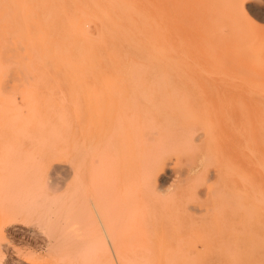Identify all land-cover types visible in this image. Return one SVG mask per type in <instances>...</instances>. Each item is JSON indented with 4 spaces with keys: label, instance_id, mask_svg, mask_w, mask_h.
Instances as JSON below:
<instances>
[{
    "label": "rangeland",
    "instance_id": "obj_1",
    "mask_svg": "<svg viewBox=\"0 0 264 264\" xmlns=\"http://www.w3.org/2000/svg\"><path fill=\"white\" fill-rule=\"evenodd\" d=\"M182 2L184 0H0L1 97L9 100L21 94V101L81 103L75 104L77 109L80 105L102 101H140L143 86L155 90L157 95L155 107L147 106L149 109L192 105L188 111L193 114V121L191 117L181 118V123L185 120L191 126L188 134H178L172 121L167 123L171 118L153 115L157 127L148 131L151 137L178 135L182 143L170 147L167 163L157 171L155 194L141 186V264H188L191 254L193 260L190 258L189 264H264V197H259L264 196V0H239L236 8H232L228 0ZM242 13L245 15L241 16ZM45 29L47 35L43 36ZM185 40L187 43L183 44ZM187 44H195L194 51ZM257 47L259 56H256ZM27 94L33 98L25 97ZM136 95L138 98L134 97ZM17 96L14 98L18 99ZM182 110L173 109L177 114L187 113ZM195 120L204 121L206 127ZM207 132L213 135L210 139L215 142H209ZM96 133L103 140L115 139L119 134ZM192 147L197 151H192ZM77 158L70 163L74 173ZM217 159L221 163L225 161L224 165L217 164ZM131 164L127 156L112 161L110 173L99 177L101 185L108 188L116 174L132 176ZM256 165L261 166L263 174ZM73 171L67 174L58 168L52 173L56 176L54 195L60 196V201L55 203L57 206L61 203L62 207L63 201L66 206H75L78 202ZM126 193L128 196L129 192ZM126 193L100 204L99 212L103 214L106 208H111V217L119 205L126 202L123 201ZM29 201L16 202L20 205ZM254 201L258 205L251 204ZM7 205L12 207L11 203ZM32 205L33 202L28 203L29 209ZM132 205L130 211L134 210ZM40 210L36 206L26 216L23 212L18 218L1 221L6 244L1 247L0 264H26L25 260L37 264H65L59 260L76 250L68 237H58L41 225ZM63 213L64 209L60 215ZM103 215L109 218L107 212ZM107 223V232H103L106 236L98 233L103 238L99 247L85 246L77 251L85 255V261L98 255L99 264H114V261L123 264L118 250L124 236L118 233L114 223ZM110 228L113 232L117 230L114 232L117 237L108 230ZM117 238L120 240L115 242Z\"/></svg>",
    "mask_w": 264,
    "mask_h": 264
},
{
    "label": "bare ground",
    "instance_id": "obj_2",
    "mask_svg": "<svg viewBox=\"0 0 264 264\" xmlns=\"http://www.w3.org/2000/svg\"><path fill=\"white\" fill-rule=\"evenodd\" d=\"M185 1L186 0H184V2H182V3H185ZM207 1H210V0H207ZM191 2H192V0H190L189 3H191ZM216 2H217V0H216ZM228 3L231 5L232 8H236L237 4H239V0H228ZM241 9H242V7H241ZM242 12H243V10H242ZM6 13H8L7 10H6ZM239 15H241V14H239ZM243 15H245V13L244 14L242 13L241 16H243ZM10 19L12 20L11 17H10ZM45 35H47L46 29L43 32V36H45ZM188 40H190V39H188ZM178 41L179 40H177V42ZM184 42H185V44L187 43L186 40L182 41L183 44H184ZM177 44H178L177 46L180 45L179 43H177ZM187 45L191 46V49H192V46H194L195 44L194 45L187 44ZM184 46L186 47V45H184ZM187 48H189V47H187ZM259 49L260 48H258V47H257V49H255L256 53H257L256 56L257 55L259 56V54H258ZM183 50H185V49H182V52H183ZM179 51H181V50H179ZM192 51H194V50L192 49ZM182 52H181V54L184 53V52L183 53ZM195 53H197V52H195ZM174 54H176V53H174ZM234 55L236 56V54H234ZM256 56H255V58H256ZM244 57H245V55H244ZM180 58H182V57H180ZM185 59H187V58L185 57ZM250 59H251V57H250ZM254 60H256V59H254ZM181 62H183V61H181ZM176 68H177V66H176ZM0 89H1V80H0ZM159 92H161V91H159ZM171 93L172 92L170 91L169 94H171ZM176 93L174 92L175 96L177 95ZM20 95L21 94L18 95L19 96L18 99H20V100L14 98L17 95H14L13 99L11 97L9 100H7V99H3L1 97V90H0V201H1L0 202V257L2 255L1 247H3V245L6 244V242L3 243L4 234H3V230H2V225H1L2 222L1 221L7 220L9 218H12V219L18 218L19 216H22L21 213H23V212H24L23 215L26 216L27 212L34 211V208L37 206L41 209L40 215H39L41 225L45 226L51 233L57 235L58 237H60V236L68 237V241H70V245L75 244V246H76V248H75L76 250H73L69 254H67L66 259H61L59 261H64L65 264H99L100 259H101L100 256L97 255L95 258L92 257L93 258L92 260L85 261L84 260L85 255L80 254V251H77V250L78 249L82 250L83 247H85V246L86 247L89 246L90 249L93 247L94 248L99 247L100 244L102 243L101 239H103V238H102V236L99 237L98 233H99V235H101L100 233H102L104 236H106L103 232H107L106 231L107 230L106 225L108 224L107 222H109V224L114 223L115 227H117L120 230V231L118 230V233H121L124 236L123 237L124 240L122 243L123 245H122L121 249L118 250V253L121 256V258L124 259L123 264H141V261L143 259V258L141 259V186H143L147 192H149L151 194H155V182H156L157 171L159 169H161L167 163L168 156H169V154H171L170 147L171 146L174 147L176 145L179 146L180 145L179 143L180 142L182 143V138L179 137L178 135H168V136H163V137H159V138L151 137V134L148 131H150V132L154 131L155 128L157 127V123L154 121L155 117L153 115H155V116L164 115V117L171 118L169 121L167 120L168 121L167 123L172 121V126L175 125V128H176L175 131L178 132V134L181 133L182 135H184V134L189 133V129H191L190 128L191 126H189L187 123H185V120L183 123H181V121H182L181 118L184 117L187 119V118L191 117L190 119L192 122L193 121L192 119H194V118H192L193 114L189 113L188 110H189V108L191 110L193 108V106L191 105V106L186 107L185 105H182V106L179 105V107L181 106L180 108H178L176 106H175L176 108H173L174 106L173 107L169 106L168 108L164 107L162 109L161 108L149 109V108H147V106H153L155 104V102L157 101V95L155 93V90H152V89L148 90V89L144 88L143 86H141V96L139 97V99L141 98L140 101L138 99L135 102H127V101L121 102V100L119 101V99L117 100V102L114 100H110L108 102L102 101V102L93 103L92 105H89V106L80 105L81 107H78L77 109L75 108V104H81V103H77V102H75V103H63V102H49V101H23V100L21 101L22 95L21 96ZM28 95L33 98V95H30V94H27L26 96L23 95V97L24 96L27 97ZM166 95L168 96L167 93H166ZM161 96L164 98L166 97L163 95H161ZM31 97H30V99H31ZM134 97L138 98L137 95ZM160 98L161 97L159 95V99ZM172 98H174V97H172ZM172 98H171V100H172ZM131 99H133V98H131ZM160 100H163V98ZM132 101H134V100H132ZM164 101H165V99H164ZM174 101H175V99L173 100V102ZM176 101H178V100L176 99ZM179 101H180V99H179ZM180 103H181V101H180ZM223 103H225V102H223ZM70 104H72V105H70ZM160 104L162 106V103L159 102V105ZM174 104H175V102H174ZM157 105H158V103H157ZM176 105H178V104H176ZM225 105H226V103H225ZM231 106L233 107L234 105L232 104ZM153 107H155V106H153ZM183 108L185 109V111L187 110V113H186V114H188L187 117H185V115H186L185 113H183V114H181V113L177 114L178 112L175 113L176 109L182 110ZM173 109H175V112L173 111ZM234 110H236V109H234ZM181 112H183V110ZM173 114H176V115L173 116ZM203 114H204V112H203ZM213 117H214V115H213ZM201 118H202V116H201ZM227 119H229V118L227 117ZM227 119H226V121H227ZM174 121L176 122L175 124H174ZM195 121L197 123L201 122V121L198 122L197 120H195ZM206 122H209L208 118H207ZM228 122L230 124L229 120H228ZM203 123H204V121H203ZM203 123L201 124L202 127L204 125ZM230 126H232V125H230ZM205 127H204V129H205ZM192 129H194V128L192 127ZM207 129H208V126H207ZM232 129H234V128L232 127ZM101 131L111 132V133L116 132L119 134H118V137L115 139H114V137H113V139L110 137V138H107L106 140H103L100 138V134L96 133V132L100 133ZM207 131L209 132V130H207ZM208 132H207V134H208ZM236 133L238 135V132H236ZM205 134H206V132H205ZM208 135H209L208 136L209 142L211 143L212 140L215 142V139H212V140L210 139L211 137L214 138L213 135L210 136L211 133H209ZM208 137H207V140H208ZM240 138H241V136H240ZM242 140H243V137H242ZM187 144L188 143H186V145ZM243 145H245V143H243ZM190 146H192V145H188V147H190ZM212 146H213V144H212ZM194 147H192V151H193ZM215 147H217V146H215ZM219 148H220V146H219ZM243 148H245V147L243 146ZM241 149H242V147H241ZM226 150H227V147H226ZM238 150H240V149H238ZM195 151H197V150H195ZM219 151H218V154H219ZM223 152H224V150H223ZM247 152L249 153V151H247ZM253 152H254V150H253ZM229 153L231 154V152H229ZM240 153H241V151H240ZM252 155L250 153L251 157H252ZM256 155H258V154H256ZM76 156H78V158H77L78 164H77L76 172L74 173L73 168H72L70 163H71V161H73L76 158ZM126 156L129 157L131 162H132L131 169L133 170V172H132L133 175L126 177L125 175H122V174L117 175L116 173H114L116 175H114V177H113L114 179L110 182L109 187L106 188L105 187L106 185L102 186L101 184H103V183H100L99 177L100 176L103 177L107 173H110L109 167L112 166V161L120 159L122 157H126ZM219 157L221 158V156H219ZM258 158H260V157H258ZM225 159H227V158H225ZM214 160H216V159L214 158ZM184 161H186V160H184ZM218 161H219L218 163L216 162L217 164L221 163L220 160H218ZM206 162H208V160ZM223 162L225 163V161H223ZM251 162H253V160H251ZM256 162H257V159H256ZM125 163L127 164V162H125ZM224 163H221V164L224 165ZM173 164L175 165V163H173ZM186 165H188V163H186ZM237 165L238 164H236V166ZM234 166H235V164H234ZM222 167H225V166H222ZM229 167H230V165H229ZM257 167L260 168L261 166L260 167L257 166ZM58 168L66 171L67 174H68V172L72 173V171H73V174H75V177L77 180L76 200L78 201V202H76L75 206L73 204H69L66 206L64 201H63L64 204L62 203V207H61V203L58 206L55 205V203H58V201H60V196L54 195L55 190L53 189V182H54V177H56V176H53L52 173H54L53 171L55 169L58 170ZM219 168H221V167H219ZM227 169H229V168H227ZM233 169H235V168H233ZM260 169H262V168H260ZM110 170H112V169H110ZM223 170L226 171L225 169H223ZM237 170H239V169H237ZM233 171H235V170H233ZM239 171L243 172V170H239ZM239 171H237V172H239ZM228 172H230V171H228ZM261 172L263 174V169L261 170ZM231 174L233 175V173H231ZM234 174H235V172H234ZM82 175L84 176V178H82ZM85 176H88L89 178L86 179ZM236 177L238 178L237 174H236ZM246 177L244 176V178H246ZM263 177H264V175H263ZM220 178H222V177H220ZM57 179H59V178H57ZM252 181H251V183H253ZM239 182H240V180H239ZM255 185H252V186L254 187ZM241 188L243 189L245 187L242 186ZM255 188H256V186H255ZM256 189L254 191H256ZM246 190H248V189H246ZM258 190H259V188H258ZM126 191L129 192L128 196H127ZM123 192H125L126 196H127V197L125 196L126 199L123 200L126 202L121 203L120 205L118 203L119 207L117 210H115L114 214L112 213L111 217H110L111 214H110V210H109L111 208H106L107 209L106 212L109 214L108 215L109 218L106 217L105 215H103L106 212H104L103 214H102L101 210H100L101 212H99L98 207L100 206V204L107 203L108 200H111L113 197H115V196L117 197L118 195L123 194ZM258 192L260 193V191H258ZM235 194H236V192H235ZM259 197H264V196L260 195ZM162 198H163V196H162ZM248 198H246V199H248ZM20 199L26 200V201L28 199H30V201L26 202V203L21 202L22 204L19 205V204H17L16 201H18ZM241 200H243V199H241ZM259 200H261V199H259ZM31 202H33V205L29 209L28 203H31ZM70 202H72V201H70ZM250 202H252V201L250 200ZM9 203H11L12 207H9L7 205ZM251 204H255V201H254V203H251ZM113 205H115V204H113ZM131 205H132V207H134V210L130 211L129 208ZM255 205H258V203H256ZM54 206H56V207H54ZM105 206H108V205H105ZM127 207H128V209H127ZM252 207H254V206H252ZM63 209H64V213L62 215H60V212ZM240 209H241V206H240ZM250 209H251V207H250ZM112 211H114V209ZM51 216H54V218H51ZM4 223H5V221H4ZM115 227H113V225H112V228L115 229ZM5 229H6V227H5ZM37 229H38V227H37ZM108 230L112 231L111 228ZM116 231L117 230H114V232H116ZM114 232H113V234H114ZM109 233H107V234H109ZM38 234H40V233H38ZM33 235H35V234H33ZM109 235H112V233H110ZM109 235H107V236H109ZM114 235H116V234H114ZM112 237L113 236H111L110 238H112ZM116 237H117V235H116ZM118 237H119V234H118ZM119 238H117V240L115 239L114 241L118 242V240H120ZM263 240H264V238H263ZM114 241H113V243H114ZM43 242H41V243H43ZM49 242H47V243H49ZM119 243H121V242H119ZM80 246H81V248H79ZM117 247H118V243H117ZM114 249L115 248H113V250ZM100 250H101V248H100ZM178 251H179V249H178ZM114 252H115V250H114ZM174 252L175 251H173V253ZM176 253H177V251H176ZM190 253H188V254H190ZM115 254H116V252H115ZM188 254L186 253V255H188ZM172 255L173 254H171V256ZM191 256H193V255L191 254ZM191 256H190V258H191ZM114 257H112V258H114ZM182 257L183 256H181V258ZM32 258H34V257H32ZM159 258H160V256H159ZM190 258H187L188 264L190 263V260H193V258H191V259ZM174 259H176V258H174ZM185 260L186 259L184 258L183 261H185ZM26 261L27 260H25L26 264H35L36 263V261H34L35 263H33L31 261H27V262ZM164 261H166V260H164ZM144 262H146V261H144ZM50 263H52V262H50ZM115 263L116 262L114 261V264ZM169 263H170V260H169ZM184 263H186V261Z\"/></svg>",
    "mask_w": 264,
    "mask_h": 264
}]
</instances>
